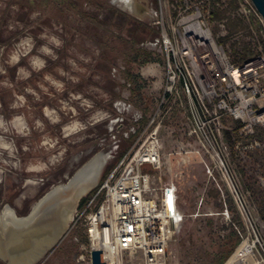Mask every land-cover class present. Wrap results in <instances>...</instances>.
<instances>
[{
  "label": "rangeland",
  "instance_id": "rangeland-1",
  "mask_svg": "<svg viewBox=\"0 0 264 264\" xmlns=\"http://www.w3.org/2000/svg\"><path fill=\"white\" fill-rule=\"evenodd\" d=\"M136 1L156 17L134 16L112 0H0V210L8 205L24 217L94 155L109 157L95 186L76 203L66 231L36 264H84L77 261L86 243L84 222L75 220V212L90 198L92 207L98 203L101 183L143 143L156 110L161 166L143 168L156 182L176 183L184 215L166 264H218L238 243L232 224L242 229L246 223L264 241L261 153H253L260 174H244L231 152L229 176L218 171L208 176L205 157L189 153L197 144L184 133L179 108L161 104L165 77L159 46L140 45L158 38L184 4ZM186 3H201L209 12L214 39L232 57L264 50V24L244 18L239 0ZM146 54L152 62L143 63ZM223 137L228 138L226 130ZM181 148L187 152L176 154ZM222 196L228 219L222 215ZM0 264L7 262L0 257Z\"/></svg>",
  "mask_w": 264,
  "mask_h": 264
},
{
  "label": "built area",
  "instance_id": "built-area-1",
  "mask_svg": "<svg viewBox=\"0 0 264 264\" xmlns=\"http://www.w3.org/2000/svg\"><path fill=\"white\" fill-rule=\"evenodd\" d=\"M186 1L181 0L184 5L175 9L176 18L158 38L140 44L159 46L162 53L161 104L179 108L184 133L197 144L189 153L209 159L202 161L208 176L215 171L229 176L231 152L244 174H260L263 168L253 153H261L264 161V50L233 61L214 39L209 12L202 11L201 3ZM239 11L247 20L263 23L250 0H239ZM157 116L158 110L151 116L148 126L152 129L143 143L125 154L101 183L98 203L92 207L94 197L90 198L75 212V220L84 222L86 237L79 263L91 264V251L101 250L105 264H166L168 245L184 215L176 183L172 179L156 182L143 168L161 166ZM180 152L187 151L181 148L172 153ZM233 198L243 214L236 191ZM222 205V215L228 219L223 196ZM232 225L238 243L223 264H264V241L246 223L242 229Z\"/></svg>",
  "mask_w": 264,
  "mask_h": 264
},
{
  "label": "bare ground",
  "instance_id": "bare-ground-1",
  "mask_svg": "<svg viewBox=\"0 0 264 264\" xmlns=\"http://www.w3.org/2000/svg\"><path fill=\"white\" fill-rule=\"evenodd\" d=\"M112 3L137 17L143 18L148 15L156 17L155 12H149L141 7L136 0H112ZM46 113L48 114L47 111ZM108 158V155L98 153L85 163L69 180L71 191L75 183L80 185L77 189L81 188V195L93 188ZM66 188V185H60L54 187L47 194L69 189ZM72 195L73 193L70 191L59 198L56 195L53 201L49 202L50 204L39 207L41 198L24 217L16 216L13 209L5 205L0 210L1 259L5 260L7 264H36L46 254L51 242L57 240L59 234L71 220L74 210L71 201ZM35 212H37L34 215L35 219L32 220Z\"/></svg>",
  "mask_w": 264,
  "mask_h": 264
},
{
  "label": "water",
  "instance_id": "water-1",
  "mask_svg": "<svg viewBox=\"0 0 264 264\" xmlns=\"http://www.w3.org/2000/svg\"><path fill=\"white\" fill-rule=\"evenodd\" d=\"M250 2L252 3V5L254 6V8H255V10L257 11V13L260 15V17H261V19H262V22H263V24H264V0H250ZM70 182V181H69ZM67 183L66 184V186H67V188H69V185H70V183ZM72 185V184H71ZM66 188V189H67ZM68 190H71L70 188L69 189H67V190H64V191H68ZM80 190H81V188H79V189H72V191H70V192H72L73 193V195H72V205H74V207H75V205H76V203L78 202V200L84 195V194H82L81 195V192H80ZM62 190H60L58 193H54V194H47V195H45L41 200H40V202H39V207L41 206H43V205H47L49 202L51 203L52 201H53V198L56 196V195H58L60 192H61ZM55 200V199H54ZM49 203V204H50ZM38 207V208H39ZM37 212H38V210H37ZM37 212H35L34 214H33V216L37 213ZM32 216V220L33 219H35V216L33 217ZM72 216H73V214H72ZM72 218V217H71ZM69 223V222H68ZM68 223H67V225L65 226V228H64V230H62V232L59 234V236H58V238H57V240L56 241H54V242H51V246H50V248L49 249H51L58 241H59V239L61 238V236L63 235V233L66 231V229H67V227H68ZM52 241V240H51ZM48 249V250H49ZM91 264H105V262L103 263L102 262V258H101V250H93V251H91Z\"/></svg>",
  "mask_w": 264,
  "mask_h": 264
},
{
  "label": "trees",
  "instance_id": "trees-1",
  "mask_svg": "<svg viewBox=\"0 0 264 264\" xmlns=\"http://www.w3.org/2000/svg\"><path fill=\"white\" fill-rule=\"evenodd\" d=\"M235 1V0H234ZM254 53L253 52H251V51H247V52H245L243 55L241 54V55H239V57L237 58V56L235 55L234 57H232V60L233 61H241V60H243V59H245V58H248V57H250V56H252ZM153 61V59L152 58H150L147 54L145 55V57L143 58V63H147V62H152ZM133 81H135V80H133ZM140 88V87H139ZM234 234L236 233V231H234L233 232ZM237 244V241L234 243V245H232V247H231V249H230V251H228L220 260H219V262H218V264H222L223 263V261L228 257V255L231 253V250L234 248V246Z\"/></svg>",
  "mask_w": 264,
  "mask_h": 264
}]
</instances>
